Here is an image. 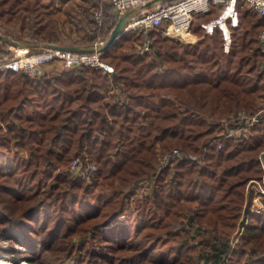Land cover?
Instances as JSON below:
<instances>
[{
    "label": "trees",
    "instance_id": "trees-1",
    "mask_svg": "<svg viewBox=\"0 0 264 264\" xmlns=\"http://www.w3.org/2000/svg\"><path fill=\"white\" fill-rule=\"evenodd\" d=\"M21 1L0 0V17ZM89 1L107 22L64 45L117 24L111 4ZM242 3L228 52L199 23L190 45L151 31L153 54L122 50L136 33L121 34L102 53L110 74L0 70V236L29 264H264V211L242 222L247 184L264 178V113L228 135L245 123L233 109L264 92V15ZM175 148L184 155L161 166Z\"/></svg>",
    "mask_w": 264,
    "mask_h": 264
},
{
    "label": "built area",
    "instance_id": "built-area-1",
    "mask_svg": "<svg viewBox=\"0 0 264 264\" xmlns=\"http://www.w3.org/2000/svg\"><path fill=\"white\" fill-rule=\"evenodd\" d=\"M100 1L111 4L115 15L121 16L126 12L131 13L129 21L124 25L122 34L129 31H137L138 35H140L137 47L141 54H153L155 51L152 40L148 37L151 31L163 32L162 27L166 21H169L170 27L176 28L178 32L186 30L192 24L195 13H210L213 6L221 7L220 12L215 18L202 22L201 27L206 32H211L215 28L221 30L224 40L223 48L228 52L231 45V29L237 27L240 22L239 0ZM150 1H152V4L145 6ZM246 1L256 11L264 15V0ZM90 19L94 27H101L107 22L108 14L103 7H96L92 11ZM106 40H97L94 45L98 49L88 52L64 50L55 44H44L36 47L35 50H29L27 46L16 47L6 42H0V70L9 69L32 76L40 72L47 64L59 63L62 68L67 70L89 67L110 74L114 72L113 67L101 58L103 51L106 50L102 48ZM260 50L264 53V30L260 32ZM263 111L264 108L255 113L237 111L233 114V118L245 121V123L235 128H229L228 135H233L235 138L247 136L250 133V127L260 119ZM183 155L184 153L181 150L175 148L161 156L160 165H165Z\"/></svg>",
    "mask_w": 264,
    "mask_h": 264
},
{
    "label": "rangeland",
    "instance_id": "rangeland-1",
    "mask_svg": "<svg viewBox=\"0 0 264 264\" xmlns=\"http://www.w3.org/2000/svg\"><path fill=\"white\" fill-rule=\"evenodd\" d=\"M242 1V7H250L254 9L253 6L246 0ZM89 5V0H22L17 6L13 8V13H7L3 18L0 17V34H3L20 42L28 43L27 47L29 48V50H35L36 47L44 44L64 45L69 43V38L75 39L77 37H80V35L84 36V38L86 39L88 36H90V33L88 32L89 34H84V32L88 31L89 29L90 31H92L95 30L94 28H97L94 27V24L90 19V15L96 7H90ZM212 8L213 9L210 13H195L192 24L186 30L178 32L176 28L170 27L169 21H166L162 27L163 32H157L161 33L165 37L178 41L183 45L195 44L200 39L204 38L203 33L201 34L196 32L195 29L197 27V24L200 23L201 25L202 22L215 18L221 10V7L219 6H213ZM86 9L91 12H88L87 14ZM256 12L260 15H263L258 11ZM80 24L84 27L85 31H83V28H80ZM240 28L241 26L239 24L237 33L240 31ZM262 30H264V27H262V29H260L257 34V48L259 52L264 54L260 50V32ZM133 32L136 33V38L133 39L131 43H126L122 50H133L139 44L140 37L137 31ZM93 39L94 42L92 44L97 42V40L99 39L105 41L108 38L102 39L94 36ZM232 43L233 37L231 34L230 49ZM2 44L5 45L4 43ZM4 47H6V45ZM60 67L61 65H59V63H51L45 65L41 71H59L62 69ZM263 108L264 92L256 97L253 106H248L247 108L244 106L235 107L233 111L235 112L236 109V112H250L252 110L259 111ZM263 113L264 111L261 114ZM73 170L75 174H79L80 163H74ZM247 209L250 212L264 211V178L262 180L251 179L247 184L245 213L242 222H246L249 220L246 217ZM243 228V225L236 227L230 235L231 251L230 253H228L229 257L233 256L232 252L236 247L240 234L243 232ZM197 242L198 240L196 242L192 240L190 241V244L195 245ZM197 246H201V243H198ZM197 249H199V247ZM23 250L24 248L17 241L0 236V255L12 257L14 263L16 264H19L21 260H24L28 263V261L21 256ZM222 264L227 263L223 262Z\"/></svg>",
    "mask_w": 264,
    "mask_h": 264
},
{
    "label": "water",
    "instance_id": "water-1",
    "mask_svg": "<svg viewBox=\"0 0 264 264\" xmlns=\"http://www.w3.org/2000/svg\"><path fill=\"white\" fill-rule=\"evenodd\" d=\"M150 4H152V1L148 2L145 6H149ZM130 17H131V13L129 12H126L119 17V20L115 25L113 31L111 32L110 36L108 37L106 42L102 45L103 49H107L122 34L124 25L129 21ZM0 39L16 47H23L28 45V43L17 41L3 34H0ZM56 46L64 50L77 51V52H88L98 49V47H96V45L94 44L89 46H68V45H56Z\"/></svg>",
    "mask_w": 264,
    "mask_h": 264
},
{
    "label": "bare ground",
    "instance_id": "bare-ground-1",
    "mask_svg": "<svg viewBox=\"0 0 264 264\" xmlns=\"http://www.w3.org/2000/svg\"><path fill=\"white\" fill-rule=\"evenodd\" d=\"M0 264H16L12 257H7L4 255H0ZM19 264H28L26 261L21 260Z\"/></svg>",
    "mask_w": 264,
    "mask_h": 264
}]
</instances>
